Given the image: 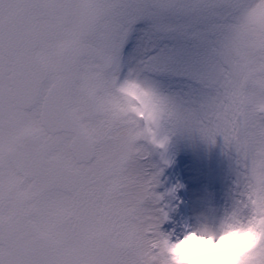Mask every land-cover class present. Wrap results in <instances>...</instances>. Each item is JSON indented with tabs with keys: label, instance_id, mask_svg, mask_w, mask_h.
I'll return each instance as SVG.
<instances>
[{
	"label": "snow or ice",
	"instance_id": "snow-or-ice-1",
	"mask_svg": "<svg viewBox=\"0 0 264 264\" xmlns=\"http://www.w3.org/2000/svg\"><path fill=\"white\" fill-rule=\"evenodd\" d=\"M176 135L220 138L264 216V0H0V264H168Z\"/></svg>",
	"mask_w": 264,
	"mask_h": 264
},
{
	"label": "rangeland",
	"instance_id": "rangeland-1",
	"mask_svg": "<svg viewBox=\"0 0 264 264\" xmlns=\"http://www.w3.org/2000/svg\"><path fill=\"white\" fill-rule=\"evenodd\" d=\"M166 155L167 165L158 154L152 156V163L161 169L155 192L162 197L157 206L168 214L164 232L174 224L173 237L179 236L198 219L214 223L232 207L238 165L235 153L225 149L220 138L213 145L197 135H176Z\"/></svg>",
	"mask_w": 264,
	"mask_h": 264
},
{
	"label": "clouds",
	"instance_id": "clouds-1",
	"mask_svg": "<svg viewBox=\"0 0 264 264\" xmlns=\"http://www.w3.org/2000/svg\"><path fill=\"white\" fill-rule=\"evenodd\" d=\"M264 232V216L242 220L232 209L214 223L198 219L176 237L161 242L168 264H239Z\"/></svg>",
	"mask_w": 264,
	"mask_h": 264
},
{
	"label": "bare ground",
	"instance_id": "bare-ground-1",
	"mask_svg": "<svg viewBox=\"0 0 264 264\" xmlns=\"http://www.w3.org/2000/svg\"><path fill=\"white\" fill-rule=\"evenodd\" d=\"M167 233L168 232H170V233H176V232H174L175 231V226H174V224H171L169 227H167ZM174 234H172V235H174Z\"/></svg>",
	"mask_w": 264,
	"mask_h": 264
}]
</instances>
